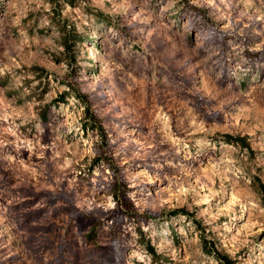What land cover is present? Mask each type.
I'll return each mask as SVG.
<instances>
[{"label": "clouds", "instance_id": "1", "mask_svg": "<svg viewBox=\"0 0 264 264\" xmlns=\"http://www.w3.org/2000/svg\"><path fill=\"white\" fill-rule=\"evenodd\" d=\"M8 7L0 264H264V0Z\"/></svg>", "mask_w": 264, "mask_h": 264}, {"label": "rangeland", "instance_id": "2", "mask_svg": "<svg viewBox=\"0 0 264 264\" xmlns=\"http://www.w3.org/2000/svg\"><path fill=\"white\" fill-rule=\"evenodd\" d=\"M18 0H0V20H8L9 16V4H17ZM12 16L19 15L18 11L13 10L11 13ZM264 236V233L261 234Z\"/></svg>", "mask_w": 264, "mask_h": 264}]
</instances>
